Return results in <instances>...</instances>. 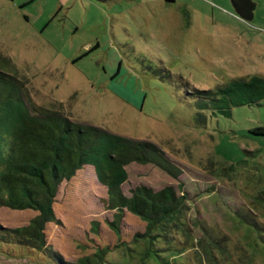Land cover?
<instances>
[{
  "label": "rangeland",
  "instance_id": "374dc122",
  "mask_svg": "<svg viewBox=\"0 0 264 264\" xmlns=\"http://www.w3.org/2000/svg\"><path fill=\"white\" fill-rule=\"evenodd\" d=\"M0 70L23 79L35 103L151 141L181 170L173 178L151 164L124 167L125 195L138 184H181L187 197L133 241L144 221L126 210L116 219L93 167L81 166L57 186L54 220L43 228L48 249L72 262L106 249L100 264H264V244L235 213L248 209L264 225V136L249 132L264 125V99L227 117L205 112L197 126L188 94L264 78V0L237 8L231 0H0ZM36 213L0 206V225L23 226ZM0 264L52 263L0 243Z\"/></svg>",
  "mask_w": 264,
  "mask_h": 264
},
{
  "label": "trees",
  "instance_id": "16d2710c",
  "mask_svg": "<svg viewBox=\"0 0 264 264\" xmlns=\"http://www.w3.org/2000/svg\"><path fill=\"white\" fill-rule=\"evenodd\" d=\"M231 2L237 8L244 0ZM25 84L23 79L0 70V206L37 213L23 226L0 225V243L34 249L46 255L52 264L103 263L106 249L72 262L45 245L43 228L46 222L54 220L51 204L57 186L83 165L93 167L97 181L105 186V203L116 219L126 210L144 221L143 232L135 233L133 241L148 237L161 220L184 204L187 197L181 184L176 189L172 185L154 189L138 184L127 195L120 189L126 178L124 167L131 162L151 164L173 178L178 177L180 168L158 145L74 122L63 112L61 104L48 108L35 103ZM188 94L194 98L197 109L195 124L202 126L205 112L227 117L232 107L258 105L264 99V78L234 79L215 89L193 88ZM249 132L264 136V125L254 126ZM232 168L221 167L229 171ZM257 198L264 203V188ZM235 213L264 244V225L255 214L242 207ZM109 225L117 231L114 220Z\"/></svg>",
  "mask_w": 264,
  "mask_h": 264
}]
</instances>
